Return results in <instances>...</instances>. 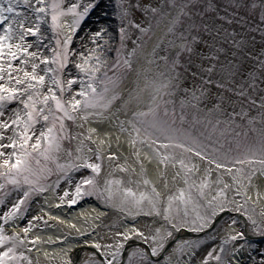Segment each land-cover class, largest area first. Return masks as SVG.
<instances>
[{
	"label": "snow or ice",
	"instance_id": "1",
	"mask_svg": "<svg viewBox=\"0 0 264 264\" xmlns=\"http://www.w3.org/2000/svg\"><path fill=\"white\" fill-rule=\"evenodd\" d=\"M196 3L197 0H159V3L116 0L114 14L119 20V46L109 65L105 56L107 42L105 49L97 45L87 56L80 51L79 61L73 59L70 47L72 34L80 28L81 21L90 10L99 7L97 0H89L82 10L80 3L65 7L63 0H51V3L47 0H0V206L6 205L5 196L16 192L15 201L8 202L6 210L0 207V221H3L0 222V264H25V261L33 264L32 258L19 250L26 246L29 237L22 236L19 231L9 232L4 225L26 218L33 197L49 188L58 189L61 181L68 185L62 195L57 193L63 204L71 206L87 196H95L126 217L163 220L162 224L148 225L143 230L133 224L130 229L116 232L108 244L84 240L85 244L103 252V258H96L93 251L92 258L84 264H122L125 245L133 236H138L148 247L131 248L125 264H160L166 246L178 253V259L173 262L171 253L164 254V264H183L186 250L188 264H194L192 249H199L201 242L179 240L173 241L174 246H171L170 238L181 229L215 230L229 212L242 213L255 230L264 235V209L257 219L253 215L255 201L248 195L255 179L264 183V96L256 98V89L264 85V75L257 76L256 68L264 73V60L247 52L246 55L258 63L247 72V77H243L244 66L236 59V54L232 53L233 58L228 59V51L220 47L219 42L230 40L233 47L241 50L246 47L245 38L231 39L237 36L234 29L227 32L212 23L201 21L197 24V14L203 16V12L197 13ZM260 7L264 9V0H260ZM136 13L141 16L137 17ZM260 18L264 20V13ZM220 19L232 22L228 16ZM161 20L166 22L163 35H160ZM46 31L55 35L42 45ZM136 31L140 36L129 51L126 42ZM150 32L158 43L148 53L142 38ZM102 34L110 35L101 28L93 36L100 38ZM29 35L35 37L31 43L25 39ZM261 36L264 38V29H261ZM165 41L168 53L160 56L158 50ZM33 43L36 50L30 51ZM198 45L209 52L206 54L198 49ZM49 46L45 54L43 48ZM185 53L186 63L181 59ZM149 56L145 66L142 58ZM18 59L19 64L15 63ZM157 60L164 61L163 70L156 64ZM203 60L213 62L205 66L201 63ZM70 64L73 65L71 69ZM189 76L193 78L191 87H182ZM237 76L241 77L239 84ZM126 81L134 86H124ZM209 86H215L216 95ZM179 91L188 94L180 98L179 119H185L183 109L190 106L208 114L203 119L210 132L193 133L182 124L177 125L172 97ZM228 92L239 99L232 101L225 95ZM204 100L212 107L201 108ZM241 101L261 110L259 117L248 118L249 126L257 119L261 125L253 129L256 135L252 138L243 128L237 132L236 122L230 118L245 115L243 107L240 113L233 110L229 118H222L226 103L232 105ZM14 102L15 107L10 108ZM216 113L219 115H214ZM89 120H103L116 128L118 146L122 143L120 134L127 133L133 162H129L127 155L121 159L118 150H112L111 132L105 134L107 140L96 143L92 134L97 129L85 127ZM74 128H85V131H74ZM104 144L109 147L104 148ZM145 148L149 151L143 152ZM153 160L158 167L162 166L160 176L166 188L169 168L175 173L172 179L182 181L174 192L162 193L148 176L146 162ZM81 170L86 174L73 176ZM124 173L128 174L127 179ZM260 195L257 187V200ZM42 219V216L26 219L23 232L28 233L35 226L33 221ZM229 223L234 225L237 220L231 219ZM244 236L243 231L229 233L224 243ZM224 252L223 244L218 249L214 245L200 264H240L239 260L227 259ZM61 261L74 264L68 252L62 253ZM260 264H264V256Z\"/></svg>",
	"mask_w": 264,
	"mask_h": 264
},
{
	"label": "bare ground",
	"instance_id": "2",
	"mask_svg": "<svg viewBox=\"0 0 264 264\" xmlns=\"http://www.w3.org/2000/svg\"><path fill=\"white\" fill-rule=\"evenodd\" d=\"M76 2L80 3L83 8L87 6L89 0H76ZM76 2L73 1L72 3ZM97 3L99 4V7H94L90 10L87 15L88 21L85 23L86 29L90 30V28H92L94 30L93 32H99L101 30L100 25L103 18L106 19L104 23L108 27L111 26V20L109 18L110 14L108 10L104 8L108 5L109 0H97ZM65 27H67V25H65ZM163 34L164 32L160 33V35ZM107 37L108 35L102 34L99 39L102 42L103 49H105V42H107L105 54L110 47ZM155 43H158L156 37H154V39L150 42L147 48L148 53L151 52ZM148 58H150V56L142 58L141 63L146 66V60ZM124 86H134V84H130L126 81ZM85 127H93L97 129V132L92 134L96 143H99L100 140H107L108 137L105 134L111 132L113 137L111 141L112 150H118L119 154H121V159L124 158V155H127L129 157V162H133L134 158L131 157L132 148L131 145L127 143V133L120 134L122 143L118 146L115 141V136L117 134L116 128L108 126L103 122V120H89L86 122ZM75 131H85V128L75 129ZM103 147L107 149L109 145L104 144ZM143 152L147 151L143 149ZM146 163L148 166V176L162 193H167L169 191L174 192L176 190V186L178 184H182V181L172 179L175 173L172 168H169L166 180L168 186L166 188L165 180L160 176L162 166L158 167L155 160L150 163ZM137 172L139 173V167H137ZM117 174L121 175V173ZM123 175L125 179H127L128 174L124 173ZM215 178L216 174L213 173V179ZM225 178L227 179V177ZM260 182L261 181L259 179H255L253 181V185L249 188L251 189V198L259 204V207L264 209V190L262 191L260 189ZM257 187L261 193L259 200H257L255 191ZM33 216H42L43 219L33 221L35 226L31 228L28 233L23 232V228L26 226V219H17L11 224V230L13 232L19 231L22 236L29 237L27 241V246L29 248L27 249L31 251L35 264H57L58 261H61L63 252H68L69 255L72 256L74 264H83L85 261L91 259V253L93 251L97 254L96 258H103V252L95 249L91 244H85L84 240H98L102 244H108L113 241L116 232L130 229L133 224L143 230L145 226L153 224L159 225L163 222V220L156 218L150 220L146 217H126L125 214L120 212L118 209H111L97 199L85 200L77 206L71 207L60 202L59 196L55 193L53 188H50L43 195L34 200L31 209L29 210L27 219H31ZM56 217H59V219H56ZM72 225H75V227ZM209 231L210 230L204 231V234ZM221 231L222 230H218V240L223 237ZM225 231H229L231 234H235L237 231H243L245 236L249 237V230L241 224L235 226L228 225V228L227 230L225 229ZM81 232L85 233V235H79ZM204 234L193 232L190 229H181L173 235L171 241L173 243V241H175L178 237H182L180 240H195L196 237L198 238ZM37 236L40 238L39 240L34 241L31 239L32 237ZM243 240L244 238L236 241V244L233 247L235 251L232 249V253L229 255L228 259L233 261L239 260L240 264H259L258 260H255V258H253L247 250L238 247L243 243ZM136 246L141 248L148 247V245H146L145 242L138 236H133L125 245V253L127 254L131 248ZM210 247L211 245L208 244L200 252L196 249H192V252L195 253V256L193 257L194 264H200V261L203 259ZM167 253H171L173 262L178 259V253L172 252L171 247L165 254ZM188 256L189 253L187 251L184 256L183 264H188ZM160 264H164L163 256L160 258ZM209 264H214V262H210Z\"/></svg>",
	"mask_w": 264,
	"mask_h": 264
},
{
	"label": "rangeland",
	"instance_id": "3",
	"mask_svg": "<svg viewBox=\"0 0 264 264\" xmlns=\"http://www.w3.org/2000/svg\"><path fill=\"white\" fill-rule=\"evenodd\" d=\"M73 1L76 2V0H63V5L67 7L69 4H71ZM48 3H51V0H47ZM155 3H159V0H154ZM77 3V2H76ZM116 0H109V3L107 6L104 8L108 10L109 12V18L111 20V26H107L104 21L106 20L103 18L101 20V28H104L110 35H108L107 40L110 43V50H107L105 56L107 59V62L109 65L114 61L115 59V51L119 46V41L117 38V30L119 27V20L118 17L114 14L115 13V5ZM208 4H211L212 7L209 8L207 7ZM253 4H255V7H253ZM83 8L81 7V10ZM195 10L197 13L203 12V16H200L197 14L196 17V23L200 24L201 21L204 23H212L218 28H223L227 32H231L233 29L237 33L236 37H233L231 39H239V37L243 36L245 38V43L246 47L241 50H237L235 47L232 46L230 40L229 42L225 43L224 40H220L219 46L222 48H225L228 51V59H232V53L236 54V59L244 66V72H243V77H247V72L249 70H252L256 68L257 66V61L249 58L246 53L251 52L253 56L259 55L262 60H264V38L261 36V29H264V20H261V14L264 13V9L260 7V0H197V3L195 5ZM137 17H140V13H136ZM222 16H228L229 20L232 22L229 23L228 21L220 19ZM50 19V16H49ZM88 16H86L82 21L80 28L75 31L73 35V41L72 44L70 45L71 49L73 50V59L75 61H79V52L83 51L85 53V56L88 55L90 51L93 49H96L97 45H100V48L103 49L102 47V42L99 40L100 38H96L93 36V29L90 28V30H87L85 27V23H87ZM165 21L161 20L159 21V26H160V33L163 32ZM2 27V26H0ZM46 28L50 29V25H45ZM199 30V29H198ZM55 35V33H52L51 31H46L45 32V40L42 41V45H45L48 43V39ZM140 36L139 31H136L132 34L131 39H129L127 43V48L130 51L131 48L135 47V41L136 38ZM155 36L153 34L147 33L143 36L142 41L145 47V50L147 51V48L150 44V42L154 39ZM28 42H33L35 40V37L33 35H29L25 38ZM50 47L43 48V51L45 54H47L50 50ZM198 49H202L206 54L209 52L207 48H205L203 45H198ZM30 51H35L36 50V44L33 43V47L29 49ZM99 51V50H98ZM158 55L163 56L168 53V44L165 42L164 44H161L160 49L158 50ZM241 53H244L243 55ZM182 61L185 63L187 62V54L182 55ZM195 59V58H194ZM213 61L211 60H203L201 63H203L205 66H207L209 63H212ZM224 62V57H221V63ZM19 64V59L15 62ZM156 64L161 66V70H163L162 66L164 64L163 60H157ZM42 66V65H41ZM187 67L191 68L192 71H196V68L193 67L191 64H187ZM69 68H73V65L70 64ZM29 71H31V67L29 66L28 68ZM257 71V76L259 75H264V73L260 72L258 68H256ZM15 76V73H13ZM211 78V77H210ZM193 82V78L191 76L188 77L186 82L182 85V87H191ZM237 84L241 82V77L237 76L236 78ZM251 83V80L248 81ZM196 83L199 84L200 81L198 78H196ZM211 92L213 95H216L218 90L215 88V86H209ZM261 88H264V85L259 86L256 89V98L259 99L261 96H264V90H261ZM220 92H223V90H219ZM249 91H252L249 89ZM225 95L229 96V98L232 101H236L239 98L235 96L233 93L228 92L225 93ZM188 94L183 91H179L176 93L172 99L175 101V109H176V119H177V125H183L185 129H188L192 131L193 133H198V132H203L207 134L208 132L211 131L210 127L208 124L205 123L203 117L205 115H208L203 112H197L194 109H192L190 106H186L183 111L185 115V119L181 121L179 119V115L181 112V106H180V98L182 97H187ZM246 99V97L244 98ZM15 107V102L9 106ZM171 107V105H169ZM201 108H211L212 104H210L207 100H204L201 102L200 105ZM241 107H243L244 112L246 113L245 115H236L234 117H230L236 122V131L240 132L241 129L243 128L245 131L248 132L249 138H252L256 135L255 131L253 130L258 129L261 127L259 119H257L254 123L253 126H249L248 124V118L249 117H259L261 110L259 107H254L250 106L246 103H234L232 105L230 104H225V112H224V117L222 118H229V114L234 110L237 113L241 112ZM214 115H219V113H216ZM212 118V117H209ZM194 125V127H193ZM75 131V128H74ZM10 150V149H9ZM146 151H149L147 148H145ZM86 174L84 173L83 170L80 172H74L73 176H79ZM103 175V174H102ZM119 175V174H116ZM260 189L263 191L264 190V183L262 184L260 182ZM263 185V186H262ZM67 182L66 181H61L60 187L58 189H54L55 193H60L62 195V191L65 187H67ZM50 189V188H49ZM48 189V190H49ZM251 189L249 188L248 195L251 196ZM256 191V190H255ZM261 191V192H262ZM45 193V192H44ZM44 193H38L33 197V202L36 198L39 196L43 195ZM16 198V192H12L9 195L5 196V201L6 205L8 202H14ZM85 199H97L95 196H87ZM80 200L79 202L83 201ZM98 200V199H97ZM102 204L106 205L102 199L99 200ZM252 201H254L252 199ZM32 202V204H33ZM78 202V203H79ZM6 205L5 206H0L3 207L4 210H6ZM32 206V205H31ZM108 206V205H106ZM110 207V206H108ZM111 208V207H110ZM31 209V208H30ZM114 209V208H111ZM262 208L259 207V204L255 202V208L253 210V215L259 219V212ZM231 219H236L237 223L236 224H231L229 221ZM3 222V221H0ZM8 223H6L4 226L5 228L8 226ZM163 223V222H162ZM244 225L247 230H249V235L250 237L244 236L243 240V245L246 247V250L250 253V255L255 258V260H258L260 264L261 256H264V235H261L259 232H257L254 228V226L247 221V218L243 216L242 213L237 214L235 212H229L228 214L223 216V221L221 224H218L215 226V230H210L208 233L200 236V238H197L195 241H200V247L198 251L202 250L206 245L210 244L211 249L214 245L217 246V249L219 248V245L223 244L225 252L224 256L228 259L234 245L236 244L237 240H240L239 238L236 241H228L227 243H224V237H226L229 234V231L227 230L228 225L230 226H235V225ZM218 230H222L221 233L223 234L221 239H217L218 236ZM206 231V230H205ZM10 232V231H9ZM204 233V232H200ZM214 236L216 237L215 239H210L209 237ZM252 236V237H251ZM248 238V239H247ZM27 244L26 246L21 247L19 250L24 251L27 253L28 256L32 258L31 252L27 250ZM187 252V251H186ZM257 258V259H256ZM127 260V259H126ZM33 264L34 260L32 258ZM210 263V262H209ZM25 264L27 262L25 261ZM84 264V263H83Z\"/></svg>",
	"mask_w": 264,
	"mask_h": 264
},
{
	"label": "water",
	"instance_id": "4",
	"mask_svg": "<svg viewBox=\"0 0 264 264\" xmlns=\"http://www.w3.org/2000/svg\"><path fill=\"white\" fill-rule=\"evenodd\" d=\"M168 248H169V246L166 247V250H167ZM126 257H127V254L125 253L124 261H125ZM123 263H124V262H122V264H123Z\"/></svg>",
	"mask_w": 264,
	"mask_h": 264
}]
</instances>
